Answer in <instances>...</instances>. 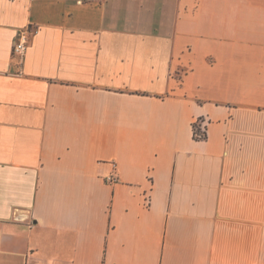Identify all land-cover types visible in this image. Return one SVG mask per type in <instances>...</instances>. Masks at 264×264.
<instances>
[{"label":"crops","instance_id":"obj_1","mask_svg":"<svg viewBox=\"0 0 264 264\" xmlns=\"http://www.w3.org/2000/svg\"><path fill=\"white\" fill-rule=\"evenodd\" d=\"M0 264H264V0H0Z\"/></svg>","mask_w":264,"mask_h":264},{"label":"built area","instance_id":"obj_2","mask_svg":"<svg viewBox=\"0 0 264 264\" xmlns=\"http://www.w3.org/2000/svg\"><path fill=\"white\" fill-rule=\"evenodd\" d=\"M27 35L28 30L19 31L13 46L14 55H23L27 48ZM193 135L198 139L206 137L205 121L197 119L192 125ZM149 199H145V205L148 206Z\"/></svg>","mask_w":264,"mask_h":264},{"label":"trees","instance_id":"obj_3","mask_svg":"<svg viewBox=\"0 0 264 264\" xmlns=\"http://www.w3.org/2000/svg\"><path fill=\"white\" fill-rule=\"evenodd\" d=\"M193 138H194V140H203V139H205V137H204L203 139H198V138L195 137L194 135H193Z\"/></svg>","mask_w":264,"mask_h":264}]
</instances>
